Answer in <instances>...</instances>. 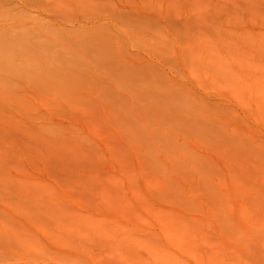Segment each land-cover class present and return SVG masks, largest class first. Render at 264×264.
Instances as JSON below:
<instances>
[{
    "label": "rangeland",
    "instance_id": "374dc122",
    "mask_svg": "<svg viewBox=\"0 0 264 264\" xmlns=\"http://www.w3.org/2000/svg\"><path fill=\"white\" fill-rule=\"evenodd\" d=\"M0 264H264V0H0Z\"/></svg>",
    "mask_w": 264,
    "mask_h": 264
}]
</instances>
